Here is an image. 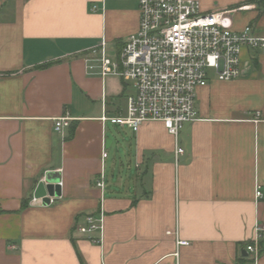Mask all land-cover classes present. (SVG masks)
Returning a JSON list of instances; mask_svg holds the SVG:
<instances>
[{
    "label": "crops",
    "instance_id": "1",
    "mask_svg": "<svg viewBox=\"0 0 264 264\" xmlns=\"http://www.w3.org/2000/svg\"><path fill=\"white\" fill-rule=\"evenodd\" d=\"M197 1L264 38V0ZM139 23L138 0H0V264L247 263L264 226V52L243 51L237 80L211 74L177 140L161 122L135 132L102 120L133 84L89 75L85 59L103 38L116 56ZM50 172L62 194L43 206ZM100 209L96 245L77 228Z\"/></svg>",
    "mask_w": 264,
    "mask_h": 264
},
{
    "label": "built area",
    "instance_id": "2",
    "mask_svg": "<svg viewBox=\"0 0 264 264\" xmlns=\"http://www.w3.org/2000/svg\"><path fill=\"white\" fill-rule=\"evenodd\" d=\"M138 2V32L126 39L115 57L109 54L103 38L89 51L85 59L86 71L102 79L114 75L134 86L133 93L127 97L124 113L104 116V122L135 132L146 122H161L177 140L185 124L199 120L197 90L207 86L211 74L219 81L241 78L243 51L261 49L264 52V38L255 37L250 27L234 31L229 12L203 13L197 0ZM70 125L69 117L58 118L55 131L63 134ZM181 155L184 150L178 146L176 158ZM106 157L104 153L103 158ZM97 186L103 189L104 180ZM256 197H263L259 186ZM55 199L50 198V204ZM77 231L91 243L101 244L104 211L100 209L98 214L87 216L85 224ZM263 234L264 226L258 224L253 239L245 248L246 264H259ZM178 245L190 243L179 241Z\"/></svg>",
    "mask_w": 264,
    "mask_h": 264
},
{
    "label": "water",
    "instance_id": "3",
    "mask_svg": "<svg viewBox=\"0 0 264 264\" xmlns=\"http://www.w3.org/2000/svg\"><path fill=\"white\" fill-rule=\"evenodd\" d=\"M60 179L56 173H48L45 181L41 182L34 194L35 199L42 201L43 206L50 205V198H59L62 194ZM247 256V253H244Z\"/></svg>",
    "mask_w": 264,
    "mask_h": 264
},
{
    "label": "rangeland",
    "instance_id": "4",
    "mask_svg": "<svg viewBox=\"0 0 264 264\" xmlns=\"http://www.w3.org/2000/svg\"><path fill=\"white\" fill-rule=\"evenodd\" d=\"M109 54L111 55V57H114L115 55H114V53H113V49L112 48H110V50H109ZM112 128V127H111ZM114 128V127H113ZM125 172H128V169H127V167L125 168Z\"/></svg>",
    "mask_w": 264,
    "mask_h": 264
},
{
    "label": "trees",
    "instance_id": "5",
    "mask_svg": "<svg viewBox=\"0 0 264 264\" xmlns=\"http://www.w3.org/2000/svg\"><path fill=\"white\" fill-rule=\"evenodd\" d=\"M248 1H251V0H248ZM261 253H262V244H261Z\"/></svg>",
    "mask_w": 264,
    "mask_h": 264
}]
</instances>
